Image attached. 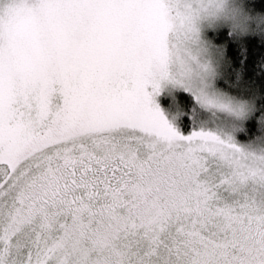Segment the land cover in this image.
Instances as JSON below:
<instances>
[{
  "label": "snow or ice",
  "instance_id": "snow-or-ice-1",
  "mask_svg": "<svg viewBox=\"0 0 264 264\" xmlns=\"http://www.w3.org/2000/svg\"><path fill=\"white\" fill-rule=\"evenodd\" d=\"M0 264H264V2L0 0Z\"/></svg>",
  "mask_w": 264,
  "mask_h": 264
},
{
  "label": "rangeland",
  "instance_id": "rangeland-1",
  "mask_svg": "<svg viewBox=\"0 0 264 264\" xmlns=\"http://www.w3.org/2000/svg\"><path fill=\"white\" fill-rule=\"evenodd\" d=\"M23 23L26 24L27 22L25 21ZM38 51H39L40 60L42 61V63L45 66H49L52 62V59H51V56H50V53L48 51L46 43L41 42V44L38 48Z\"/></svg>",
  "mask_w": 264,
  "mask_h": 264
},
{
  "label": "clouds",
  "instance_id": "clouds-1",
  "mask_svg": "<svg viewBox=\"0 0 264 264\" xmlns=\"http://www.w3.org/2000/svg\"><path fill=\"white\" fill-rule=\"evenodd\" d=\"M227 2L236 6H241L244 4V0H227Z\"/></svg>",
  "mask_w": 264,
  "mask_h": 264
},
{
  "label": "trees",
  "instance_id": "trees-1",
  "mask_svg": "<svg viewBox=\"0 0 264 264\" xmlns=\"http://www.w3.org/2000/svg\"><path fill=\"white\" fill-rule=\"evenodd\" d=\"M257 2H258V3H260V2H264V0H257Z\"/></svg>",
  "mask_w": 264,
  "mask_h": 264
}]
</instances>
